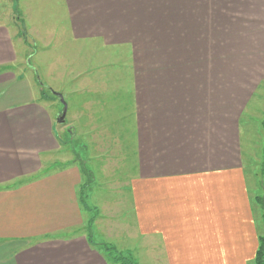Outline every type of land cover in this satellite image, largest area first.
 Wrapping results in <instances>:
<instances>
[{"label": "crops", "instance_id": "0c3cea01", "mask_svg": "<svg viewBox=\"0 0 264 264\" xmlns=\"http://www.w3.org/2000/svg\"><path fill=\"white\" fill-rule=\"evenodd\" d=\"M15 2L28 23L0 18V264H115L96 231L140 239L142 264H254L264 0H59L53 16ZM53 36L106 55L75 70L61 55L62 82L43 84L22 44ZM83 170L87 197L110 198L87 204L90 231Z\"/></svg>", "mask_w": 264, "mask_h": 264}, {"label": "rangeland", "instance_id": "374dc122", "mask_svg": "<svg viewBox=\"0 0 264 264\" xmlns=\"http://www.w3.org/2000/svg\"><path fill=\"white\" fill-rule=\"evenodd\" d=\"M23 1L24 0H22V3ZM35 1H37L38 3L37 8L38 9L40 8L42 11H44V12L40 11V13L46 14L47 16L48 15L53 16L52 13L59 11V7L56 6L59 0H35ZM15 4H16L15 0H0L1 22L3 23L5 22L7 24H13L16 26H20L24 24V26L27 28L26 23L28 22H27L26 15H25V9L27 8H25L24 3H23V6H21V3L19 2L21 10L19 11L20 12L19 22H17V19H18L17 14L14 11ZM23 7L25 9H23ZM54 34L55 33H53V35ZM27 37L30 39L28 35ZM29 39H28L29 43L22 44V47H23L22 49L24 52V59L25 57H27L26 60H27L28 69H26V73L29 75H35V77H38L41 83L43 84L48 81V79L46 78L47 70H51L52 72L51 76H53V79L55 82H58V84L62 82L60 80L62 79L61 73H63V69H61L62 63L61 61H59L62 56L64 58L65 63L66 62L70 63L71 68L75 70L79 68L80 66H82L85 62H87L88 61L87 58L90 55H92L93 57L91 58L94 61V64L95 63L97 64L96 61L98 59V56L100 58L101 56L106 55V52H103V53L96 52L97 54L96 56L88 52V47H85L83 45L73 44L69 41L68 43H61L60 41L64 39L62 38L59 39L57 36L44 37L43 38L44 40L49 41L48 44H43L39 40V42L36 41L37 43L36 42L34 43L35 47L33 46L32 41L30 42ZM28 45H31V46H28ZM108 53H109L108 55H113V52L108 51ZM116 55L117 57H115L112 61L114 62L119 61L118 66L119 68H121L123 63H120V62H122V60H125V55L119 53L118 51ZM22 66L25 67L24 62ZM66 73H65L64 78L68 80L69 75ZM261 95L263 98L264 97V86H263V92L261 91ZM259 96H260V93H259ZM57 104L59 107L61 106L59 102H57ZM254 123H256L255 119L252 120V126ZM260 129L262 130V128ZM253 141L257 148L251 158V166L253 167L254 174H255V182H256V187H257L256 193L259 199H261L262 197L264 198V137L260 141L255 140V139H253ZM71 145H74L73 141L71 142ZM89 191H90L88 193L89 196L87 197L86 202L91 207L97 206V208L100 209L101 201L110 200V198L108 197L101 198L99 195L101 191L96 192L95 187L93 189H90ZM122 206H123L122 207L123 212H126V210L124 209V207H126V204H123ZM263 211L264 209H262V213ZM123 212L120 214V217L122 219L125 218L127 221L126 215ZM130 217H131V214H130ZM122 233L126 234V231H123ZM94 240L98 243L102 241L103 242L105 241L106 243H110V245L112 244L111 246L116 247L118 251H121L124 254L129 253V251H131L134 246H136L137 244H140V239L138 238L135 239L134 237L130 236L128 239L124 238L123 240H120V239L115 238V236H111V238L106 239L103 236H101L99 232L97 231L94 233ZM131 253L136 263L142 264L141 259H140L141 258L140 249L137 248L135 251L133 252L131 251Z\"/></svg>", "mask_w": 264, "mask_h": 264}, {"label": "trees", "instance_id": "16d2710c", "mask_svg": "<svg viewBox=\"0 0 264 264\" xmlns=\"http://www.w3.org/2000/svg\"><path fill=\"white\" fill-rule=\"evenodd\" d=\"M14 11L16 12V14H19L16 9V6L14 7ZM43 94L46 95V94H49V92L47 90H44ZM83 174L85 175V182L79 188V201H80V204L83 206V208L90 214V217L87 222V230L90 231L94 220L98 216V212L96 208L94 207L91 208L87 205V202H86L87 191H88L89 184L91 182V175L85 170H83ZM259 200L261 204L263 205V209H264L263 197ZM262 218H263V224H264V211H263ZM103 250L109 257L111 262L115 264H137L134 258L132 257L131 253L124 254L123 252L118 251L114 246L106 245V244L103 245ZM254 264H264V234L258 238V248L255 253Z\"/></svg>", "mask_w": 264, "mask_h": 264}, {"label": "water", "instance_id": "95a60500", "mask_svg": "<svg viewBox=\"0 0 264 264\" xmlns=\"http://www.w3.org/2000/svg\"><path fill=\"white\" fill-rule=\"evenodd\" d=\"M48 90H49V92H50L51 94H53L54 96H56V97L59 99V101L61 102V104L63 105V108H64V109H63V114H62V117H63V115H64V113H65L66 105H65V103H64V101H63V98H62L61 94L58 93V92H55V91L51 90L50 88H48Z\"/></svg>", "mask_w": 264, "mask_h": 264}]
</instances>
